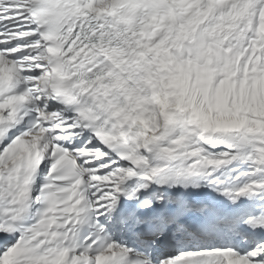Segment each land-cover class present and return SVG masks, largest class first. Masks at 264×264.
Wrapping results in <instances>:
<instances>
[{
    "label": "snow or ice",
    "instance_id": "1",
    "mask_svg": "<svg viewBox=\"0 0 264 264\" xmlns=\"http://www.w3.org/2000/svg\"><path fill=\"white\" fill-rule=\"evenodd\" d=\"M0 264H264V0H0Z\"/></svg>",
    "mask_w": 264,
    "mask_h": 264
}]
</instances>
